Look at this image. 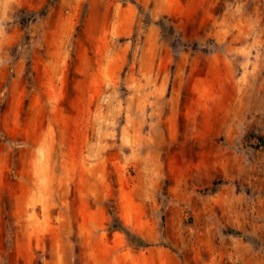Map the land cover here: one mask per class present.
<instances>
[{
  "label": "rangeland",
  "instance_id": "1",
  "mask_svg": "<svg viewBox=\"0 0 264 264\" xmlns=\"http://www.w3.org/2000/svg\"><path fill=\"white\" fill-rule=\"evenodd\" d=\"M133 1L0 0V264H205L185 183L264 188V36L209 113L193 81L224 71L209 56L226 42ZM229 155L260 178H221Z\"/></svg>",
  "mask_w": 264,
  "mask_h": 264
},
{
  "label": "crops",
  "instance_id": "2",
  "mask_svg": "<svg viewBox=\"0 0 264 264\" xmlns=\"http://www.w3.org/2000/svg\"><path fill=\"white\" fill-rule=\"evenodd\" d=\"M163 3L164 14L184 21V26H192L189 35L199 34L206 25V37H211L217 44L226 42L225 53L215 52L209 56L210 60L221 61L222 67L219 70L224 71L195 77L192 86L195 94H199L204 100H211L207 108L212 113L213 105L218 104L220 99L227 100L225 95L231 94L235 84L240 83L241 78L226 73V68L233 67V63L243 57L240 54L247 51V36H264V0H185L184 4L182 0H166ZM245 88L244 94L249 91L248 87V90ZM262 92L264 91L260 87L255 88L254 94L257 93V97L254 96L253 99L262 96ZM256 108L259 109L254 102L245 103L246 111L243 114H254ZM247 127L250 126L245 128ZM222 130L223 135L227 136L230 128ZM221 159L218 171L223 179H238L241 172L242 179L250 181L251 178H260L258 171H244L240 158L229 155ZM213 182L214 185L216 181ZM211 183L207 185L210 186ZM178 195L184 217L192 215L202 233L201 244L204 246L201 245L200 249L209 251V259L205 264H264L262 186L251 185L250 188L241 190L233 184L225 183L213 191L197 194L189 191L185 183ZM227 229L238 233L227 232ZM244 236L251 237L250 241Z\"/></svg>",
  "mask_w": 264,
  "mask_h": 264
},
{
  "label": "trees",
  "instance_id": "3",
  "mask_svg": "<svg viewBox=\"0 0 264 264\" xmlns=\"http://www.w3.org/2000/svg\"><path fill=\"white\" fill-rule=\"evenodd\" d=\"M129 1L134 2L133 0H129ZM159 25L161 26L162 31H164V25H163L162 20L159 22ZM111 213H114L113 209L111 210ZM113 229H120V230H122L125 233L128 242L131 245H133V246H136V247H139V248H143V247H146L148 245L140 236H138L137 234L131 232L130 230H128L127 228H125L121 224H118Z\"/></svg>",
  "mask_w": 264,
  "mask_h": 264
}]
</instances>
